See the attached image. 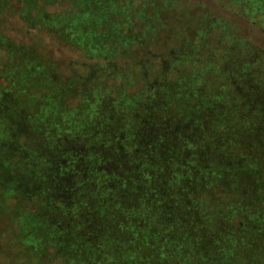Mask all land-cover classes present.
I'll return each mask as SVG.
<instances>
[{
    "label": "trees",
    "instance_id": "1",
    "mask_svg": "<svg viewBox=\"0 0 264 264\" xmlns=\"http://www.w3.org/2000/svg\"><path fill=\"white\" fill-rule=\"evenodd\" d=\"M21 1L23 18L55 28L95 61L65 81L25 48L17 93L0 83V175L28 203L39 201L21 221L26 239L39 235L26 247L42 254L49 246L63 264H264V109L246 112L257 93L264 101L261 50L243 39L242 58L227 63L232 41L218 54L184 41L150 80V60L119 68L116 58L159 39L164 27L145 12L156 0L140 9V0H95L77 17L40 6L58 0ZM7 42L0 36L20 55ZM241 69L246 75L236 77ZM241 87L251 88L249 98ZM76 92L85 111L63 103ZM60 187L72 198H55Z\"/></svg>",
    "mask_w": 264,
    "mask_h": 264
},
{
    "label": "rangeland",
    "instance_id": "2",
    "mask_svg": "<svg viewBox=\"0 0 264 264\" xmlns=\"http://www.w3.org/2000/svg\"><path fill=\"white\" fill-rule=\"evenodd\" d=\"M6 1V9L0 15V36L8 39V46L20 49L18 52L12 53L6 46L0 43V72L2 77L0 83L5 89L11 90L15 95L16 89L13 87L14 71H18L20 63L26 57L22 50L31 48L35 52L40 53L44 60L51 61L55 64V72L62 76L63 79L78 78L85 76L89 71L90 64H94V60L84 58L82 50L62 36L56 29H44L41 25H32L27 18H23L21 8L23 3L21 0H3ZM95 0H86L80 3L79 0H58L54 4H44L40 2V6L44 11L52 16L77 17V13L93 12ZM148 0H140L136 8ZM235 3H234V2ZM156 0L149 1L145 10L146 14L151 16V21L163 26L165 30L159 34L156 41H148L138 47L139 44H132L130 51L126 56L116 58L119 68H126L128 64L135 65L143 60H150L148 68V78L154 80L156 74L161 70L163 60L169 59V50L173 48L179 49L183 42L189 44L182 46L189 50L188 47L198 48L196 42L204 44L206 49H214L216 54L221 53L223 48L228 44L235 49V52L228 50L223 57V62L231 63L232 58H242L243 45L247 40L251 45L255 46L264 55V0ZM244 2L245 4H239ZM89 3V5H88ZM238 3V4H237ZM247 11H246V10ZM102 11V8H99ZM119 14L123 12L118 9ZM38 10L32 12L36 16ZM153 14V15H151ZM63 26L60 27V30ZM170 30V32H169ZM62 32V31H61ZM230 32V33H229ZM227 37V38H226ZM239 37L240 39H237ZM159 40V41H158ZM237 42L236 44L233 43ZM5 44V43H4ZM171 47V48H170ZM219 48V49H218ZM180 50V49H179ZM231 51V52H230ZM22 60V61H21ZM138 87L144 85V81L140 76L138 66L132 68ZM9 72V73H6ZM246 71L241 69L236 77L246 75ZM1 74V73H0ZM110 86L117 84L115 80L108 81ZM94 84V83H93ZM92 84V86H93ZM137 85L130 90L132 93L136 91ZM79 88V87H78ZM249 98L251 88L245 89L241 87ZM264 94V91H262ZM245 96V97H246ZM83 93L76 92L72 96H64L63 103L69 109H84L85 99ZM248 109H264V101L259 98L257 93L254 99L246 100ZM85 111V109H84ZM258 123L264 125V114L258 116ZM78 125V123H72ZM71 134V133H70ZM70 134L68 138L73 139ZM9 177L3 173L0 175V264H63L62 257L58 256L56 251L47 247V252L37 253L34 248H27L26 245L35 244L39 241V235L29 241L23 232V214L27 211L35 212L39 201L30 202L24 200L23 194H27L23 189L19 188ZM14 184L15 186H12ZM35 185L34 188H36ZM60 192L56 191L52 195H61L63 200L71 199L74 192L60 187ZM27 188L26 191H29ZM29 238V237H28ZM57 255V256H55Z\"/></svg>",
    "mask_w": 264,
    "mask_h": 264
}]
</instances>
